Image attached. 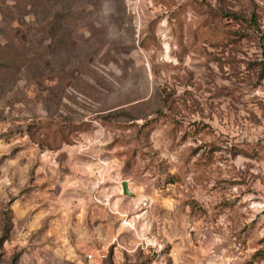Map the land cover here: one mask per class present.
Segmentation results:
<instances>
[{"label":"rangeland","instance_id":"374dc122","mask_svg":"<svg viewBox=\"0 0 264 264\" xmlns=\"http://www.w3.org/2000/svg\"><path fill=\"white\" fill-rule=\"evenodd\" d=\"M263 136L264 0H0V264H264Z\"/></svg>","mask_w":264,"mask_h":264},{"label":"built area","instance_id":"2783aa9c","mask_svg":"<svg viewBox=\"0 0 264 264\" xmlns=\"http://www.w3.org/2000/svg\"><path fill=\"white\" fill-rule=\"evenodd\" d=\"M264 140V136H263ZM96 199V198H95ZM99 200V199H96ZM106 200L105 204H108ZM109 256V250L106 247L92 248L86 252V260L89 264H105Z\"/></svg>","mask_w":264,"mask_h":264},{"label":"trees","instance_id":"16d2710c","mask_svg":"<svg viewBox=\"0 0 264 264\" xmlns=\"http://www.w3.org/2000/svg\"><path fill=\"white\" fill-rule=\"evenodd\" d=\"M10 213L11 212L9 210V212L7 213V219L8 220H10V218H11ZM3 232H4L3 236L0 238V246H2L3 243L8 239V235H9V232H10V224H9V222L7 220H6V224L4 226V231ZM108 258H109V256H108Z\"/></svg>","mask_w":264,"mask_h":264},{"label":"water","instance_id":"95a60500","mask_svg":"<svg viewBox=\"0 0 264 264\" xmlns=\"http://www.w3.org/2000/svg\"><path fill=\"white\" fill-rule=\"evenodd\" d=\"M121 186H122V192L124 195L130 196V197L135 196V193L130 190L129 182L127 180L122 181Z\"/></svg>","mask_w":264,"mask_h":264},{"label":"crops","instance_id":"0c3cea01","mask_svg":"<svg viewBox=\"0 0 264 264\" xmlns=\"http://www.w3.org/2000/svg\"><path fill=\"white\" fill-rule=\"evenodd\" d=\"M120 185H121V182H120ZM129 187H130V190H131V185H129ZM103 189L107 190L108 188H106V186H104ZM120 191H122V187H120ZM132 192H133V191H132ZM117 202H118L119 204H122V202H123V198H121L120 196H118V198H117ZM99 248H100V247H99Z\"/></svg>","mask_w":264,"mask_h":264}]
</instances>
